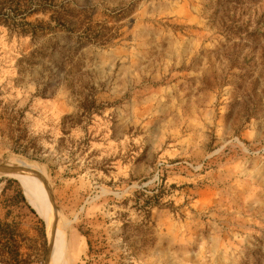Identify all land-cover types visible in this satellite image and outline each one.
Here are the masks:
<instances>
[{
	"label": "rangeland",
	"instance_id": "rangeland-1",
	"mask_svg": "<svg viewBox=\"0 0 264 264\" xmlns=\"http://www.w3.org/2000/svg\"><path fill=\"white\" fill-rule=\"evenodd\" d=\"M3 161L46 179L62 263L264 264V0H0Z\"/></svg>",
	"mask_w": 264,
	"mask_h": 264
},
{
	"label": "bare ground",
	"instance_id": "bare-ground-1",
	"mask_svg": "<svg viewBox=\"0 0 264 264\" xmlns=\"http://www.w3.org/2000/svg\"><path fill=\"white\" fill-rule=\"evenodd\" d=\"M17 165H25L21 162H16ZM26 166V165H25ZM7 176H11L18 181L23 183V193L26 194L27 197L34 203H32L26 196L27 201L33 206L34 209L37 211L42 212L41 216L46 218L47 226L53 225V230L51 233V243L50 249L47 257L46 264H66L67 262L64 260L62 263V247H64L63 252L65 251L66 247V222L58 219L56 215H52L50 212L52 208L50 206V202L48 197L46 196L42 186L35 182L34 180L27 178L24 174L20 173H10ZM25 178V182H24ZM30 197H29V194ZM36 204V205H35Z\"/></svg>",
	"mask_w": 264,
	"mask_h": 264
},
{
	"label": "trees",
	"instance_id": "trees-1",
	"mask_svg": "<svg viewBox=\"0 0 264 264\" xmlns=\"http://www.w3.org/2000/svg\"><path fill=\"white\" fill-rule=\"evenodd\" d=\"M25 25V24H24ZM29 27V25L26 24ZM22 33H33L34 30H21ZM0 182L15 185L14 197L21 201L28 211L34 215V212L25 202L20 188L17 186L15 180L9 178H0ZM7 188L2 187L0 193H3ZM39 221V220H38ZM40 222V221H39ZM17 233L14 228L4 221H0V264H27L25 260L18 259V245L16 243Z\"/></svg>",
	"mask_w": 264,
	"mask_h": 264
},
{
	"label": "water",
	"instance_id": "water-1",
	"mask_svg": "<svg viewBox=\"0 0 264 264\" xmlns=\"http://www.w3.org/2000/svg\"><path fill=\"white\" fill-rule=\"evenodd\" d=\"M10 173L24 174V175L30 176V177L36 179L38 182H40L42 184V186L44 187L46 193L48 194L50 206H51L52 210L55 212L57 211V209L53 203V200H52V196H51V192H50V188L48 186V183L46 182V179L44 178V176L42 174H40L38 171H36L34 169L28 168L26 166L17 165L11 161L0 162V177H8L7 175ZM8 178H10V177H8ZM52 230H53V225L51 223V225H49V227H48V230H46V253H45V258H44V261L42 264L47 263V257H48V253H49V249H50V243H51Z\"/></svg>",
	"mask_w": 264,
	"mask_h": 264
}]
</instances>
